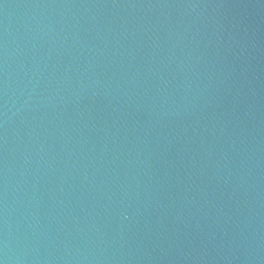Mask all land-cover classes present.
<instances>
[{"label": "water", "instance_id": "95a60500", "mask_svg": "<svg viewBox=\"0 0 264 264\" xmlns=\"http://www.w3.org/2000/svg\"><path fill=\"white\" fill-rule=\"evenodd\" d=\"M0 264H264V0H0Z\"/></svg>", "mask_w": 264, "mask_h": 264}]
</instances>
